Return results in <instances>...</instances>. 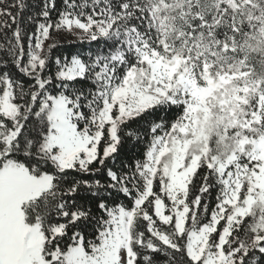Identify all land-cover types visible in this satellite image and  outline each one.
I'll list each match as a JSON object with an SVG mask.
<instances>
[{"label": "snow or ice", "instance_id": "6c2138e0", "mask_svg": "<svg viewBox=\"0 0 264 264\" xmlns=\"http://www.w3.org/2000/svg\"><path fill=\"white\" fill-rule=\"evenodd\" d=\"M0 264H264V0H0Z\"/></svg>", "mask_w": 264, "mask_h": 264}]
</instances>
